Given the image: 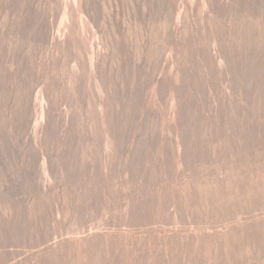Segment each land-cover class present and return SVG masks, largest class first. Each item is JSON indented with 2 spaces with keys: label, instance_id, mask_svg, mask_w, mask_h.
<instances>
[{
  "label": "rangeland",
  "instance_id": "obj_1",
  "mask_svg": "<svg viewBox=\"0 0 264 264\" xmlns=\"http://www.w3.org/2000/svg\"><path fill=\"white\" fill-rule=\"evenodd\" d=\"M261 183L264 0H0V264H264Z\"/></svg>",
  "mask_w": 264,
  "mask_h": 264
},
{
  "label": "bare ground",
  "instance_id": "obj_2",
  "mask_svg": "<svg viewBox=\"0 0 264 264\" xmlns=\"http://www.w3.org/2000/svg\"><path fill=\"white\" fill-rule=\"evenodd\" d=\"M254 194H258V196H263L264 195V185L261 183V186L258 187L257 189H253ZM252 197V189H251V196ZM241 244V243H240ZM242 245V244H241ZM245 245V244H244ZM248 249V248H247ZM249 251V250H248Z\"/></svg>",
  "mask_w": 264,
  "mask_h": 264
}]
</instances>
